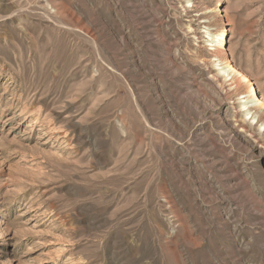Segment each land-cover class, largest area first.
<instances>
[{
	"label": "rangeland",
	"instance_id": "1",
	"mask_svg": "<svg viewBox=\"0 0 264 264\" xmlns=\"http://www.w3.org/2000/svg\"><path fill=\"white\" fill-rule=\"evenodd\" d=\"M219 27L264 99V0H0V264H264Z\"/></svg>",
	"mask_w": 264,
	"mask_h": 264
},
{
	"label": "bare ground",
	"instance_id": "2",
	"mask_svg": "<svg viewBox=\"0 0 264 264\" xmlns=\"http://www.w3.org/2000/svg\"><path fill=\"white\" fill-rule=\"evenodd\" d=\"M218 11V9L216 10ZM224 35L221 31V28H218V32L216 36L211 38L210 42L212 43L211 51H212V57H214V65L219 67L218 72L220 75H225L226 78L230 77V80H233L237 84L240 83H248V90L246 92L247 94V100L244 101L241 105L242 111L246 112V115L250 114L252 111H254V117L258 120V111L261 112L264 111V99L258 98L257 91L254 88V85L248 81L247 77L243 74H241L239 71H237L234 67L230 65V63L227 60H223L222 56H224L225 48H224ZM211 56V55H210ZM216 70V69H215ZM219 77V76H218ZM216 79V78H215ZM256 111V112H255Z\"/></svg>",
	"mask_w": 264,
	"mask_h": 264
}]
</instances>
